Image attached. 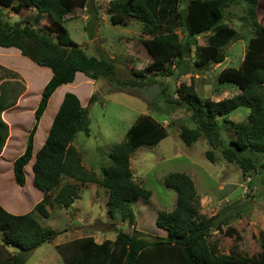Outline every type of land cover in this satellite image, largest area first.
Instances as JSON below:
<instances>
[{
    "label": "trees",
    "instance_id": "1",
    "mask_svg": "<svg viewBox=\"0 0 264 264\" xmlns=\"http://www.w3.org/2000/svg\"><path fill=\"white\" fill-rule=\"evenodd\" d=\"M259 1L111 0L108 7L112 25L127 27L132 20L140 23L141 35L146 37L141 43L151 62L143 70L132 72V76L148 79L159 74L172 76L191 56L194 45L193 67L198 71L223 63L222 50L237 39V31L223 22L224 11L238 2L246 6L254 35L248 40L239 65L223 69L218 75L219 85L229 84L237 88L239 94L212 102L201 100L191 85H181L179 92L185 96L174 101L189 113V127L179 128L181 142L190 148L204 138L210 147L205 154L210 163H215L214 151H218L220 160L237 166L246 179L258 171L257 156L264 155V26L257 21ZM87 3L88 0H0L1 10H11L14 14L24 9L36 12L33 22L10 24L0 20V48H15L35 65L52 72L34 110V123L27 134L24 151L12 163L13 179L16 185L23 187L24 169L33 160L32 185L43 196L34 210L44 219L50 216L46 209L49 202L59 209L73 206L77 184L97 185L107 194L108 216L111 219L118 216L133 227V204L149 200L151 192L135 182L130 159L138 149L156 147L167 138V130L160 122L149 115H139L125 140L113 146L109 164L97 177L82 166L80 154L72 145L78 133L89 136L87 107L93 103L95 94L89 98L88 106L82 107L74 94L66 93L43 145L33 155L39 121L59 87L72 84L77 73L92 81L104 79L120 84L114 59L87 56L64 27L68 15L84 9ZM45 19L49 24L41 26V20ZM200 36L205 37L203 46L196 45ZM17 79L16 73L0 66V155L9 134L2 114L17 104L25 90ZM150 82L155 83L148 81L142 85L126 81L122 84L138 88ZM241 107L249 110L245 121L229 122L227 117ZM227 126L232 127L233 137L227 138ZM163 183L176 192L174 209L159 211L155 219V226L166 232L165 237L149 241L143 233L132 229L131 233L118 231L114 240L101 243L93 237L75 239L55 247L63 264H264V232L258 236L260 251L257 255L247 256L233 249L223 254L209 237L214 231L222 233L225 227L227 236L239 240L229 224L234 216L225 215L229 208L211 218H201L194 183L188 175L171 173L164 177ZM55 235L54 230L43 227L35 216L13 215L0 205V264H25L35 249L51 243Z\"/></svg>",
    "mask_w": 264,
    "mask_h": 264
},
{
    "label": "rangeland",
    "instance_id": "2",
    "mask_svg": "<svg viewBox=\"0 0 264 264\" xmlns=\"http://www.w3.org/2000/svg\"><path fill=\"white\" fill-rule=\"evenodd\" d=\"M111 0H88L84 9H77L66 18L64 27L70 39L81 46L87 56L114 59L116 79L120 84L109 83L104 79L93 82L88 89L80 74L72 84L59 87L42 116L36 137L33 155L43 145L52 120L56 114L57 101L61 94L71 93L88 106L89 98L95 99L87 108L89 114V136L78 133L73 147L79 152L82 166L97 177L101 169L109 164L113 146L125 140L126 133L139 115H149L160 122L168 136L156 147L138 149L130 159V168L137 184L151 192L149 200L133 204L135 225L129 227L117 216L111 219L106 210L107 194L97 185L77 184V195L69 209L55 207L49 202L46 209L48 219L42 218L34 210L42 200V193L32 185L31 164L25 167L26 182L23 187L15 184L12 163L25 148L26 138L34 123V110L42 92V83L48 68H41L22 56L15 63L25 78L29 90L20 100L17 108L6 111L5 120L9 124L11 139L6 140L0 155V205L13 215L31 214L43 227L56 232L51 243L35 249L25 264H63L55 247L69 241L93 237L97 243L114 240L118 231L131 233L135 229L151 241L154 237H165L166 232L155 226L159 211L170 212L176 204V192L165 187L163 179L171 173L188 175L195 187L199 200L201 218H211L227 207L225 215H233L229 224L235 229V236L223 232H212L209 241L217 244L223 254L235 250L247 256L260 251L258 236L264 232V155L257 156V170L250 178L244 177L237 166L220 160L214 151L215 163L206 159L210 150L204 138L187 148L179 139L180 126L189 127V113L174 101L185 94L180 86L193 87L201 100L218 102L237 94V88L229 84H218L219 73L226 68L237 67L242 61L248 40L253 37L250 20L243 3H234L224 11L223 22L237 31V39L222 50L224 62L207 70L198 71L193 67L196 59L195 45L189 58H186L172 76L152 75L148 79H135L132 72L143 70L151 58L141 43V26L130 21L127 27L114 26L109 21L108 7ZM36 12L24 9L20 14L0 9V20L14 24L20 21L33 22ZM257 21L264 26V0L257 6ZM47 19L40 25H48ZM181 39L184 35L178 32ZM197 46L205 45V37L196 40ZM3 49V48H2ZM44 73V74H43ZM126 81H137L147 85L132 88L123 86ZM90 94V95H89ZM51 96V98H52ZM249 110L238 108L227 119L231 123L245 121ZM7 124V125H8ZM227 138L233 137L231 126H227ZM225 217V216H224ZM1 239V236H0Z\"/></svg>",
    "mask_w": 264,
    "mask_h": 264
},
{
    "label": "crops",
    "instance_id": "3",
    "mask_svg": "<svg viewBox=\"0 0 264 264\" xmlns=\"http://www.w3.org/2000/svg\"><path fill=\"white\" fill-rule=\"evenodd\" d=\"M19 58H21V59H23L22 58V55L20 54V52L17 50V49H15V48H0V66L1 67H3V68H5V69H7V70H9V71H11V72H13V73H16L17 75H18V79H17V82H21L22 83V85L24 86V92L22 93V95L18 98V101H17V104L13 107V108H10V109H8L7 111H9V110H11V109H14V108H17V106H18V104H19V102H20V100L25 96V94L27 93V91L29 90V87H28V84H25V78H24V76H23V74L22 73H20L19 71H18V69L16 68V66H15V63L14 62H16L17 60H19ZM44 72H47V74H44V75H46V78L44 79V81H43V83H42V89L44 88V86L47 84V82L50 80V78H51V76H52V72H51V70L50 69H48V71L46 70V71H44ZM80 74L81 73H77L76 74V76H75V79L78 77V76H80ZM82 78H83V80H82V82H83V84L85 85V86H87L88 87V89H90L91 88V85H93V82L94 81H92V80H90V79H88L87 77H85V76H82ZM75 79H74V81H75ZM13 80H10L9 82H12ZM66 93H64V94H61L60 95V97H59V100L57 101V105L56 106H58V108H59V106H60V104H61V102H62V100H63V97H64V95H65ZM90 95V94H89ZM53 99V96H52V98H50V101ZM79 101H80V103H81V106L82 107H84V105H83V103L81 102V100L79 99ZM58 110V109H57ZM6 112V111H5ZM3 113L2 114V118H3V120L6 122V120H5V114L6 113ZM57 112V111H56ZM42 119V118H41ZM7 123V122H6ZM40 123H41V120L39 121V125H38V128H37V131H38V129H39V126H40ZM8 124V123H7ZM8 126H9V124H8ZM36 135H37V132H36V134H35V137H36ZM9 139H11V132H10V127H9V134H8V138H7V141L9 142Z\"/></svg>",
    "mask_w": 264,
    "mask_h": 264
}]
</instances>
